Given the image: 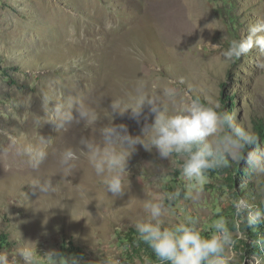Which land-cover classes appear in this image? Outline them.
<instances>
[{"label":"rangeland","instance_id":"1","mask_svg":"<svg viewBox=\"0 0 264 264\" xmlns=\"http://www.w3.org/2000/svg\"><path fill=\"white\" fill-rule=\"evenodd\" d=\"M258 19L264 20V0H0V233L8 236L1 251L14 254L13 237L20 232L23 240L37 241L41 253L72 242L84 253L82 264H103L105 258L113 264H157L146 251L122 242L144 215V201L185 185L178 158L160 160L155 151L137 146L125 173L128 191L114 199L81 155L72 176H53L57 194L38 200L39 192L26 183L56 171L58 149L72 147L79 155V138L94 134L82 125L60 132L51 122L37 125L35 117L45 119L41 97L75 90L95 101L103 116L111 99L125 97L139 80L152 92L175 84L181 100L199 96L255 132L254 120L264 118V69L258 67L264 54L253 49L233 62L223 54ZM144 113L150 123L147 108ZM114 123L136 135L144 117L138 124L125 114ZM9 134L26 142L52 138L38 173L15 156ZM259 140L264 147V136ZM231 166L238 171L210 172L202 199L177 201L168 219L198 216L201 231L209 234L217 215L234 219L233 198L261 206L264 176H251L243 163ZM254 234L241 228L238 264H256L254 257L264 264V252L251 251Z\"/></svg>","mask_w":264,"mask_h":264},{"label":"clouds","instance_id":"2","mask_svg":"<svg viewBox=\"0 0 264 264\" xmlns=\"http://www.w3.org/2000/svg\"><path fill=\"white\" fill-rule=\"evenodd\" d=\"M253 49L264 54L262 19L249 25L243 39L233 40L223 56L233 62ZM258 67L264 69V63H259ZM41 108L45 119H40L39 115L34 118L39 126L51 122L60 132L82 125L94 134L79 138V155L72 147L58 149L56 171L48 176H33L26 183L39 192L38 200L57 194L53 176L58 173L61 179L72 176L81 155L100 178L106 193L114 199L123 197L128 191L125 173L129 172V159L137 146H141L149 153L155 151L160 160L175 163L178 158L179 173L185 181L183 187L163 190L159 197L144 201V215L133 225L139 241L151 248L158 264H238L235 248L241 228L257 234L253 244L264 252V234H259V226L264 224V207L244 196L230 202L234 219L230 222L223 215H217L211 221L208 235L202 234L198 216L189 215L177 223L167 217L168 208L177 201L195 204L202 199L210 172L243 163L251 176H264V147L259 136L239 124L234 114L220 110L217 104L202 102L199 96L181 100L175 84L152 92L142 80L137 81L125 97L112 98L103 116L95 101L85 99L75 90L62 97L43 94ZM145 108L151 114L150 123ZM125 114L138 124L144 117L139 134L132 135L124 123H114L117 116ZM105 119L107 123L103 122ZM8 140L15 156L38 173L48 158L52 138L39 135L34 141L26 142L9 134ZM13 239L14 254L0 251V264H82L80 257L56 249L41 253L37 241L23 240L20 232L14 234ZM253 259L260 264L257 257ZM103 264H113V261L105 258Z\"/></svg>","mask_w":264,"mask_h":264},{"label":"trees","instance_id":"3","mask_svg":"<svg viewBox=\"0 0 264 264\" xmlns=\"http://www.w3.org/2000/svg\"><path fill=\"white\" fill-rule=\"evenodd\" d=\"M223 98L224 99L227 98L228 101L233 100L232 96H223ZM229 104L230 105H229L228 111H230L232 109V103L229 102ZM254 128H255V133L259 137L264 136V118L255 119L254 120ZM236 165H238V164H236ZM226 169H228V173H229L230 171H238L239 168L238 167L236 168L235 166H231V167H226ZM259 204L261 205V207H264V203H259ZM259 229L261 230L260 234H264V224H261L259 226ZM202 234L208 235V233H206V232H202ZM254 236L256 237V234H254ZM7 241H8L7 234L0 233V251L7 245ZM122 243L132 246L135 250L137 249V251L141 248L142 250L146 251L148 253V255H150L151 257L156 259L151 248H149L148 245H146L142 241H139L138 235H137L135 230H132V232L125 234L123 237ZM66 245L68 247H66ZM136 245L138 246V248L136 247ZM61 251H63L66 254H70V255L74 254V255L80 257L81 259L84 258L83 257L84 253L80 249L74 247L72 242H64V244L61 246ZM244 251H246L245 246H244ZM251 251H259V249L256 246H253L251 248ZM157 264H158V262H157Z\"/></svg>","mask_w":264,"mask_h":264}]
</instances>
